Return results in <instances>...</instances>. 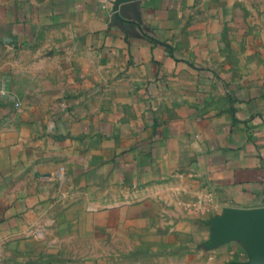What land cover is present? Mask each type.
Here are the masks:
<instances>
[{"label": "crops", "instance_id": "crops-1", "mask_svg": "<svg viewBox=\"0 0 264 264\" xmlns=\"http://www.w3.org/2000/svg\"><path fill=\"white\" fill-rule=\"evenodd\" d=\"M262 205L264 0H0V264H227Z\"/></svg>", "mask_w": 264, "mask_h": 264}, {"label": "water", "instance_id": "water-1", "mask_svg": "<svg viewBox=\"0 0 264 264\" xmlns=\"http://www.w3.org/2000/svg\"><path fill=\"white\" fill-rule=\"evenodd\" d=\"M121 0H114L112 12L119 15ZM210 241L217 243L232 238L242 240L248 258L227 264H264V205L254 207H225L221 214L210 218Z\"/></svg>", "mask_w": 264, "mask_h": 264}, {"label": "built area", "instance_id": "built-area-1", "mask_svg": "<svg viewBox=\"0 0 264 264\" xmlns=\"http://www.w3.org/2000/svg\"><path fill=\"white\" fill-rule=\"evenodd\" d=\"M99 6L105 10H112L114 0H98Z\"/></svg>", "mask_w": 264, "mask_h": 264}, {"label": "rangeland", "instance_id": "rangeland-1", "mask_svg": "<svg viewBox=\"0 0 264 264\" xmlns=\"http://www.w3.org/2000/svg\"><path fill=\"white\" fill-rule=\"evenodd\" d=\"M98 249H100V248H98Z\"/></svg>", "mask_w": 264, "mask_h": 264}]
</instances>
